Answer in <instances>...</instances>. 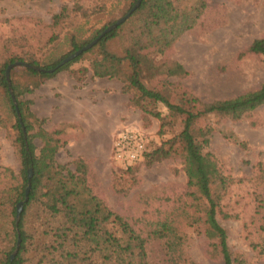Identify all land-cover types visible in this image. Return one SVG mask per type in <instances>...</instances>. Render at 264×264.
Here are the masks:
<instances>
[{"label":"trees","instance_id":"obj_1","mask_svg":"<svg viewBox=\"0 0 264 264\" xmlns=\"http://www.w3.org/2000/svg\"><path fill=\"white\" fill-rule=\"evenodd\" d=\"M118 1L123 0H92L87 7L76 0L73 8L63 6L52 16L53 33L40 52L30 49L18 56L8 45L0 48V128L7 131L20 165L15 170L0 163V264H153L148 238L96 194L88 162L82 157L70 164L58 161V153L67 143L63 139L65 128L46 129L45 119L39 118L31 102L22 98L65 70H70L78 83L87 78L119 80L123 92L129 96V107L139 110L148 122L150 118L157 119L161 136L172 132L171 138L150 148L139 163L151 167L179 159L183 166L186 190L176 198L170 218L158 224L150 235L166 240L170 257L176 255L185 237L183 229H193L207 240L210 259L222 264H253L231 248L227 230L218 216L235 184L264 186V162L256 163L255 173L246 179L225 173L209 151L215 131L210 121L246 118L264 105V82L243 94L211 101L172 81H164L161 87L150 83L156 57L164 56L183 34L195 28L207 8L206 0H142L124 23L82 55L61 65L66 57L89 44L118 19L111 20L89 38H83L78 31L72 33L65 42L68 49L62 50V32L67 23L77 18L88 19ZM128 1L122 16L138 2ZM115 39L123 45V57L107 48ZM246 53L264 59V37L255 39ZM83 60H88L89 65L71 70L74 63ZM18 61L30 65L14 67L10 72L23 123L6 77L8 66ZM178 126L181 128L176 130ZM139 164L126 168L123 174L127 178L121 175L114 183L118 193H127L136 184ZM31 167L34 172L29 198L17 222V205L25 199ZM256 202L251 221L263 220L260 229L264 231V197L258 195ZM226 217L231 215L226 213ZM19 237L21 245L12 259ZM182 256L180 260L172 257L170 264H196L192 258Z\"/></svg>","mask_w":264,"mask_h":264},{"label":"rangeland","instance_id":"obj_2","mask_svg":"<svg viewBox=\"0 0 264 264\" xmlns=\"http://www.w3.org/2000/svg\"><path fill=\"white\" fill-rule=\"evenodd\" d=\"M206 1L207 8L195 28L183 34L164 56L156 57L150 83L161 87L164 81H172L205 101L231 98L258 88L264 82V59L246 53V49L255 39L264 37V0ZM75 2L0 0V48L8 45L10 51L18 56L30 49L40 52L52 36V16L65 5L73 8ZM81 2L86 7L92 5V0ZM128 6V0L118 1L109 4L106 11H98L88 19H72L62 32V50L68 49L65 42L69 35L78 31L83 38H89L111 20L121 18ZM107 48L118 56H124L123 45L117 39L110 41ZM88 65L89 61L83 60L74 63L71 70ZM92 79L75 84L70 70H65L45 82L40 91L35 90L22 97L31 102V108L39 118L45 119L46 129L65 128L63 139L67 143L60 149L58 161L70 164L75 158L82 157L88 162L96 194L148 238V252L153 264H170L172 257L180 260L183 254L196 264H222L219 260L210 259L207 240L193 229H183L185 237L176 255L171 257L166 240L150 236L158 224L170 218L175 210L176 198L186 190V176L179 159L165 160L151 167L139 164L136 173L138 181L127 193H118L114 186L121 175L128 176L123 174L126 168L115 162L112 155L113 137L117 130L125 126L142 129L150 138L151 149L171 138L172 132L161 136L158 120L150 118L148 122L142 118L139 110L127 107V96L125 102L116 105L119 120L115 123L109 126L103 123V128L98 129L92 121L91 126L85 129L79 123L73 126L76 132L68 130V125L72 126L66 120L75 115L74 109L69 108L72 97L79 95L81 98L92 85L105 89L112 87L106 81L93 84ZM64 105H67L65 109L62 108ZM80 111L84 109L80 107ZM210 123L215 131L211 135L209 151L221 169L236 179L252 176L255 173L254 165L264 162V105L242 120H224L220 123L212 119ZM180 128L178 126L176 130ZM80 129H83V134L79 133ZM36 144L41 146L38 139ZM0 163L15 170L20 166L11 139L2 128ZM258 195L264 197V186L248 182L235 184L218 218L227 230L231 248L247 256L253 264H264V231L260 229L263 220L251 221L258 205ZM226 213L231 217H226ZM253 245H257L258 249Z\"/></svg>","mask_w":264,"mask_h":264},{"label":"crops","instance_id":"obj_3","mask_svg":"<svg viewBox=\"0 0 264 264\" xmlns=\"http://www.w3.org/2000/svg\"><path fill=\"white\" fill-rule=\"evenodd\" d=\"M101 81H106L111 88L105 89L101 88V86H90V91L86 92L81 95H75L70 99L69 108H73L75 111V115L73 118H64L67 123H70L72 127L69 126V131L76 132L73 129L75 124L79 125L82 124L83 128L85 129L88 125L91 126V122H95V127L98 129L103 128V123L107 124L108 126L115 123L119 120V115L116 108V105L120 102H125L127 96L126 105L128 106L129 96L123 92V84L117 79H101V78H93V84H99ZM47 82V81H46ZM45 84V83H44ZM43 84V85H44ZM75 84H78L75 81ZM41 85V87L43 86ZM40 87V88H41ZM38 88L37 91L41 89ZM67 105L62 106L63 109L66 108ZM80 107L84 109V111H80ZM77 111V112H76ZM69 116V114H66ZM72 117V116H71ZM78 119V120H77ZM88 119V120H87ZM64 120V121H65ZM85 120V121H84ZM62 121V123H64ZM88 131L85 130V133ZM80 134H83V129L79 130Z\"/></svg>","mask_w":264,"mask_h":264},{"label":"built area","instance_id":"obj_4","mask_svg":"<svg viewBox=\"0 0 264 264\" xmlns=\"http://www.w3.org/2000/svg\"><path fill=\"white\" fill-rule=\"evenodd\" d=\"M149 150L150 138L140 128L125 126L113 137V159L125 168L141 163Z\"/></svg>","mask_w":264,"mask_h":264},{"label":"water","instance_id":"obj_5","mask_svg":"<svg viewBox=\"0 0 264 264\" xmlns=\"http://www.w3.org/2000/svg\"><path fill=\"white\" fill-rule=\"evenodd\" d=\"M142 0H138V2L136 3V5H134V7L128 12L126 13L124 16H122L121 18H119L115 23L109 25L107 28H105L102 33L97 37L95 38L93 41H91L89 44H87L86 46H84L83 48L73 52L72 54H70L68 57H66L61 65L63 64H66L70 61H73L74 59H76L77 57H79L80 55H82L85 51H87L88 49L92 48L96 43H98L106 34H108L109 32L113 31L114 29H116L119 25H121L122 23H124L131 15L132 13L140 6ZM16 66H25V67H29L30 65L28 63H24V62H21V61H18V62H15V63H11L7 70H6V77H7V81H8V85H9V90H10V93H11V96H12V99H13V102H14V105L16 107V111H17V114H18V118L20 120L21 123H23V120H22V114H21V111L19 109V106H18V102H17V99L15 97V94H14V90L12 88V83H11V76H10V72L11 70L16 67ZM37 70H41L40 68H37ZM33 168L31 167L29 169V172H28V177H29V185L27 187V191H26V196H25V199L21 202L18 203L17 205V213H16V217H17V222L20 221V218H21V215H22V212L24 210V205L25 203L28 201V198H29V192H30V189H31V177L33 175ZM20 245H21V237H19L18 239V242H17V247H16V250L15 252L13 253L12 255V259H14V257L16 256L19 248H20Z\"/></svg>","mask_w":264,"mask_h":264}]
</instances>
